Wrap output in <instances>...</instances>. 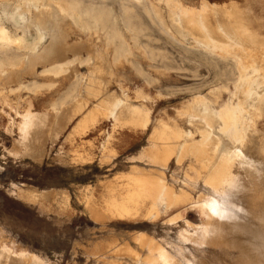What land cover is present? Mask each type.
Masks as SVG:
<instances>
[{"label":"bare ground","instance_id":"1","mask_svg":"<svg viewBox=\"0 0 264 264\" xmlns=\"http://www.w3.org/2000/svg\"><path fill=\"white\" fill-rule=\"evenodd\" d=\"M204 10L205 5L187 0H0V78L21 77L25 71L35 70L37 64L41 73L70 77L61 94L47 104L39 117L54 121L60 115L70 121L79 115L66 137L71 146L73 137L94 127L98 119L108 120L110 129L97 146L101 157L106 159L114 154L113 134L134 128L131 114L125 111L128 107L124 104L129 103L117 96L110 101L96 102L89 95L104 91L111 84L127 86L117 69L127 65L144 85L156 82L171 70L181 69L182 62L217 69L219 83L210 86L207 93L199 88L193 93L191 90L189 97L179 102L174 117H151L150 104L162 97L159 90L152 94L142 85L132 89L138 102L136 111L143 118L142 129L148 123L156 125L152 138L157 144L144 151L142 157L146 155L150 162L166 166L172 155L176 161L182 153L192 155L202 167L209 169L211 175L207 182L216 198H207L201 193L195 200L182 196L161 173L135 168L132 172L120 173L125 190L120 193H125L121 200L92 202L88 196L83 202L89 217L101 223L116 216L130 219L142 212L157 220L160 214L173 210L175 214L169 219L174 220L182 216L183 210L195 208L203 230L192 237L194 242L224 251L234 250V259L223 260V264H264V0H228L227 19L215 26L208 21ZM159 39L179 46L178 60L166 47L153 43ZM43 87L45 84L32 78L9 85L8 90L23 91L22 96H16L22 101L31 100L29 95L37 94ZM23 93H28V97H23ZM85 103L90 107L84 109ZM67 106L68 118L67 113L60 114ZM18 109H13L14 116L21 120L16 142L22 146L27 136L35 137L32 126L39 117ZM184 137H194L195 141L178 144L177 140ZM26 149L35 156V150ZM69 149L76 160L88 148L83 154L78 148ZM16 190L19 197L29 202L68 210L65 191L33 187ZM137 241L142 247L159 253L155 262L181 264L170 257L164 258L163 251L146 236L139 235ZM5 244L0 240V248ZM118 246L98 248L94 256L99 258L100 253L112 252L133 259L139 257L128 246L126 249ZM20 250L22 253L24 249ZM0 264L40 263L31 253H14L9 249L0 252Z\"/></svg>","mask_w":264,"mask_h":264},{"label":"rangeland","instance_id":"2","mask_svg":"<svg viewBox=\"0 0 264 264\" xmlns=\"http://www.w3.org/2000/svg\"><path fill=\"white\" fill-rule=\"evenodd\" d=\"M187 1L205 5L204 14L212 26L227 19L225 6L228 0ZM184 25L190 27L187 22ZM11 28L15 30L13 27ZM191 30L195 32L194 29ZM153 43L166 47L170 55L178 60V45L167 44L162 39ZM143 65L147 67L146 64ZM39 68L40 64H37L35 70L25 71L21 77L0 78V240L4 244L6 243L4 247L0 248V252H7L11 249L14 253H31L40 264H164V262L154 261L159 258V253L139 245L137 237L144 235L151 239L161 252L163 251L164 258L170 257L181 264H223V260L234 259L236 252L232 249L224 251L192 240L196 233L203 230L200 215L195 208L183 210L182 216L174 220L169 219L175 214L173 210L167 214H160L157 220H153L154 218L151 220L142 212L137 214L139 218L137 215L131 216L130 219L129 216L125 219L116 216L104 219L101 223L102 221L96 222L89 217L87 207L83 202L84 198L88 196L92 198L90 199L92 202L109 201L113 198L121 200L125 194H120L125 192L122 184L123 179L120 178L121 174L132 172L135 168L161 173L174 190L182 196H188L195 200L201 193L207 198H216L211 185L207 182L211 175L209 169L202 167L201 163L192 155L182 153L179 161H176V157L172 155L166 166L150 162L146 155L142 157L144 151L153 149L157 144L152 138L156 125L148 123L147 127L142 129L143 118L139 117V112L136 111L138 102L133 97L132 89L142 85L147 92L152 94L159 90L162 97L159 96L150 104L151 117L155 118L159 115L174 117L179 102L187 99L191 90L193 93L199 88L202 92L205 90L204 93H207L212 86L219 83L216 81L218 79L215 75L217 69L213 71L204 64L195 66L189 62H182L181 69L171 70L169 74L159 76V80L149 85H144L143 80L133 74L134 72L127 65L117 69V73L127 86L107 85L104 91L101 89L89 96L96 102L110 101L116 96L123 98V101L129 103L124 106L128 107V110L125 111L131 114L134 128L117 130L113 134L111 145L114 154L111 158L105 159L97 151V146L110 129L108 120L98 119L94 127H90L80 136H74L71 146L66 141V137L79 119V115H75L70 121L64 120L66 116L63 114L67 113L68 118L67 109L69 106H67L63 108L65 113L63 110L60 113L64 119L60 118V115L57 116L58 119L56 118L58 121H52L51 118L44 121L39 117L44 113L47 104L55 96L61 94L66 83L70 80V77H66L67 75L54 76L41 73ZM80 70L83 71L84 68L81 67ZM32 78L41 81L45 87L35 95L23 93V97L29 95L32 97L31 100L25 98L19 101L16 96L21 95L20 93L23 91L8 90L9 85H15L21 80H31ZM19 98L21 97L19 96ZM16 107L19 108V112H29L39 117L36 125L32 126L35 130V137L27 136L22 146H18L16 142L19 139L18 126L21 123V120L14 116L13 109ZM83 107L87 109L90 104L85 103ZM49 120L51 121L49 122ZM52 122H56V124ZM63 123L67 125H61ZM180 123L183 127H187L185 121ZM57 124L60 125V128ZM55 125L59 129L56 127L57 130H53ZM55 130L58 134L55 133ZM38 131L39 133L36 135ZM80 139L85 141L84 145ZM194 141V137H184L177 140V143L183 145ZM75 143L77 147L74 146ZM25 146L35 150V156ZM71 147L78 148L79 151L83 150L82 154L87 153L83 154V159L76 158L75 160L69 151ZM20 151L21 153H19ZM112 178L114 181H109ZM117 180L118 182H116ZM17 187L65 191L68 194V210H57L52 204L47 209L39 202H29L17 195ZM90 190L92 192L88 193ZM134 216L135 219H133ZM112 244L120 245L118 247L122 249H126L125 246H128L137 252L139 257L133 259L125 254L112 252L98 253L99 258L94 256L96 249L103 250L105 247L108 249V245ZM18 250L26 252L22 251L21 253ZM100 256L103 258L100 259Z\"/></svg>","mask_w":264,"mask_h":264},{"label":"clouds","instance_id":"3","mask_svg":"<svg viewBox=\"0 0 264 264\" xmlns=\"http://www.w3.org/2000/svg\"><path fill=\"white\" fill-rule=\"evenodd\" d=\"M222 218V217H221Z\"/></svg>","mask_w":264,"mask_h":264}]
</instances>
